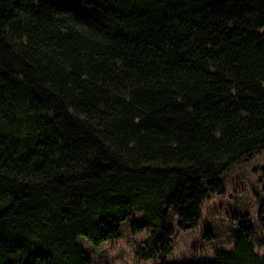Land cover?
<instances>
[{
	"label": "trees",
	"instance_id": "trees-1",
	"mask_svg": "<svg viewBox=\"0 0 264 264\" xmlns=\"http://www.w3.org/2000/svg\"><path fill=\"white\" fill-rule=\"evenodd\" d=\"M264 149V0H0V264H264L252 228L169 262L222 174Z\"/></svg>",
	"mask_w": 264,
	"mask_h": 264
},
{
	"label": "rangeland",
	"instance_id": "rangeland-1",
	"mask_svg": "<svg viewBox=\"0 0 264 264\" xmlns=\"http://www.w3.org/2000/svg\"><path fill=\"white\" fill-rule=\"evenodd\" d=\"M224 193H209L201 204L197 225L185 231L178 230L173 220L175 235L169 262L211 260L217 251H232L240 230L251 227L254 249L264 254V149L229 167L221 176ZM136 210L122 221L119 235L98 246L85 237L78 242L97 264H152L153 260H138L137 247L143 244L149 229L132 233L133 223L142 217Z\"/></svg>",
	"mask_w": 264,
	"mask_h": 264
}]
</instances>
